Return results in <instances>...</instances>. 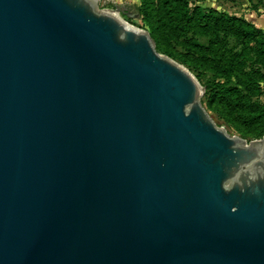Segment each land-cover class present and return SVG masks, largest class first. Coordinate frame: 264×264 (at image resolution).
Here are the masks:
<instances>
[{
	"label": "water",
	"instance_id": "obj_1",
	"mask_svg": "<svg viewBox=\"0 0 264 264\" xmlns=\"http://www.w3.org/2000/svg\"><path fill=\"white\" fill-rule=\"evenodd\" d=\"M97 0H0V264H264V134Z\"/></svg>",
	"mask_w": 264,
	"mask_h": 264
},
{
	"label": "trees",
	"instance_id": "obj_2",
	"mask_svg": "<svg viewBox=\"0 0 264 264\" xmlns=\"http://www.w3.org/2000/svg\"><path fill=\"white\" fill-rule=\"evenodd\" d=\"M140 11L155 46L185 63L195 76L198 77L202 67L214 68V62L221 66L226 83L211 90L208 104L232 115L241 129L264 134V104L251 99L261 93L264 85V27L242 14L212 6L202 7L191 4L190 0H141ZM206 29L241 42L243 53L237 56L214 52L215 43L223 46L222 39L213 38L205 45L194 36ZM175 44L184 50L178 52ZM248 57L254 65L243 67L239 64V60Z\"/></svg>",
	"mask_w": 264,
	"mask_h": 264
},
{
	"label": "rangeland",
	"instance_id": "obj_3",
	"mask_svg": "<svg viewBox=\"0 0 264 264\" xmlns=\"http://www.w3.org/2000/svg\"><path fill=\"white\" fill-rule=\"evenodd\" d=\"M190 1L191 4L193 3L201 4L202 7L212 6L215 8L227 10L229 12L236 11V9L242 11L243 7L247 8L248 5H251L252 3L251 0L249 3H248L249 0H190ZM140 4H141V0H97L96 1V6L98 8L116 10L117 14L121 16L123 19L127 20L129 23L137 27L146 29V25L144 23V20L142 18V13L140 11ZM194 36L199 41H201L202 44L205 45L212 42V40H214L213 38L217 37L222 39V41L224 42L223 46H220L219 43H215L214 52L223 51L227 54H235L237 56H240L243 53L241 42L237 41L236 39L230 36H224L222 33H218V35H216V33L213 32L212 30L206 29L205 31H202V33H197ZM153 43L157 51L164 53L155 46L154 40ZM175 49L178 52H182L184 50V48H182L179 44H175ZM247 50L248 49L245 48V51ZM247 52L251 54V52L249 51ZM213 53L212 51L209 52V54L211 55ZM173 59L179 61L176 58ZM179 62L184 64L186 67H188L185 63L181 61ZM239 64H241L243 67L254 65L252 59L249 57L245 58V60L242 59L239 60ZM213 67L214 68L202 67V71H200L198 77L196 76L200 84L203 86V92L200 96V101L204 106V108L206 109V111L209 113V115L212 117L215 123L223 127L226 130V132L230 135L237 134L243 137L244 139H246V141L262 136L263 133L261 131L259 132L251 129L250 130L241 129L237 125V123L233 120L232 115H230L228 112L221 110L216 105L208 104V95L211 92V90L221 84L226 83V76L222 74L223 71L221 69V66L218 63L214 62ZM251 99L264 104V85L262 86L261 93L258 95L251 96Z\"/></svg>",
	"mask_w": 264,
	"mask_h": 264
},
{
	"label": "crops",
	"instance_id": "obj_4",
	"mask_svg": "<svg viewBox=\"0 0 264 264\" xmlns=\"http://www.w3.org/2000/svg\"><path fill=\"white\" fill-rule=\"evenodd\" d=\"M251 5L243 7L242 11L236 9V14H243L246 18L253 20L257 25L264 27V0H251ZM250 0L248 1V3Z\"/></svg>",
	"mask_w": 264,
	"mask_h": 264
}]
</instances>
